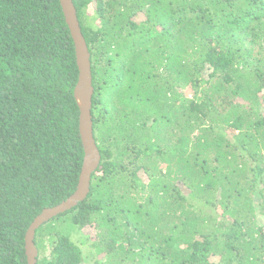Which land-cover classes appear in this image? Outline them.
<instances>
[{"label": "trees", "instance_id": "1", "mask_svg": "<svg viewBox=\"0 0 264 264\" xmlns=\"http://www.w3.org/2000/svg\"><path fill=\"white\" fill-rule=\"evenodd\" d=\"M72 1L101 158L36 264H264V0ZM77 78L59 0H0V264L76 190Z\"/></svg>", "mask_w": 264, "mask_h": 264}, {"label": "water", "instance_id": "2", "mask_svg": "<svg viewBox=\"0 0 264 264\" xmlns=\"http://www.w3.org/2000/svg\"><path fill=\"white\" fill-rule=\"evenodd\" d=\"M59 4L75 48L78 78L73 97L79 111L78 131L83 146L84 157L75 192L60 204L44 209L28 227L24 237L27 264H36L37 261L38 251L34 245L36 230L53 217L72 209L87 197L90 190L91 175L99 166L101 158L94 139L92 127L91 108L94 90L92 86L90 54L81 33L73 1L59 0Z\"/></svg>", "mask_w": 264, "mask_h": 264}, {"label": "rangeland", "instance_id": "3", "mask_svg": "<svg viewBox=\"0 0 264 264\" xmlns=\"http://www.w3.org/2000/svg\"><path fill=\"white\" fill-rule=\"evenodd\" d=\"M181 92H182V91H181ZM189 93H190L189 91H187V92L183 91L184 96L187 95V94H189ZM183 245H184V244L182 243V244L180 245V247L183 248ZM83 247H84L85 252L88 251V249H87L88 246H87V245H86V246L83 245ZM93 263H94V261H93V259H91V260H89L87 263H84V264H93Z\"/></svg>", "mask_w": 264, "mask_h": 264}]
</instances>
